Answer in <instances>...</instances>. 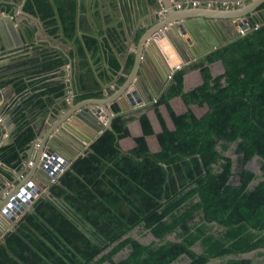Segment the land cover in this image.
I'll use <instances>...</instances> for the list:
<instances>
[{
    "label": "trees",
    "instance_id": "16d2710c",
    "mask_svg": "<svg viewBox=\"0 0 264 264\" xmlns=\"http://www.w3.org/2000/svg\"><path fill=\"white\" fill-rule=\"evenodd\" d=\"M23 10L39 16L49 33L61 30L71 39L77 33L78 0H25ZM258 10L245 34L205 55V63H224L222 74L214 76L202 64L204 82L184 92L185 68L173 73L157 103L181 95L189 109L171 111L174 129L161 119L159 151L148 145L146 136L154 131L145 114L144 135L124 151L119 141L130 134L129 118L112 105V129L104 130L49 184L51 197L40 194L32 210L24 211L0 238V264H209L216 259L254 264L256 256L264 264V2ZM80 39L94 57L98 40L89 33ZM86 54L79 50L83 88L94 86ZM41 55L19 64L30 63L27 73H38L40 64L42 71L62 64L56 54ZM108 62L114 71L121 68L114 56ZM132 65L129 58L125 73ZM20 81H15L19 91L32 89L30 82ZM40 87L33 97L48 100L38 99L39 107L64 94L63 85L54 81ZM97 90L83 96L99 98ZM193 104L209 109L199 117ZM16 110L22 125L13 142L0 144V160L18 170L21 153L36 133L24 121L26 111ZM256 157L259 173L249 167ZM136 230L155 239L143 242L133 235ZM249 253L255 256H244Z\"/></svg>",
    "mask_w": 264,
    "mask_h": 264
},
{
    "label": "crops",
    "instance_id": "0c3cea01",
    "mask_svg": "<svg viewBox=\"0 0 264 264\" xmlns=\"http://www.w3.org/2000/svg\"><path fill=\"white\" fill-rule=\"evenodd\" d=\"M8 1L10 2L8 5L13 7L12 10L9 12L6 9L8 5L3 3V0H0V14H2L3 11L12 13L15 15V19L18 23L27 20L31 25L35 26L36 35L34 42L24 43L18 48L11 47L9 42L10 39L4 38V44L7 45V47L6 49H1L0 47V68L3 67L8 69L7 72L0 75V106L3 104L5 105L4 113L7 115L13 112L17 113L15 122L9 123V125L7 123L9 129L12 130L11 133L14 138L16 131L19 130L22 125L19 115L20 112L16 110L17 107H21L22 110L26 111L24 121H28L29 125L34 128V124L42 125L46 117L47 121L52 119L51 116L55 111H57V113L60 112L61 108L59 105L61 103L65 104L71 102L73 97L76 103L80 102L86 99L83 95L92 89V92H97V89H99V92L102 93L99 98H107L111 95H115L125 83L128 76L133 72V74H136V78L143 83V88L138 89L140 96L143 98L141 103L126 110L124 106H122V103L126 102V99L125 97H121L118 99L115 98V100L108 105L110 116H114L112 105H118L120 112L125 117L129 118L128 127L130 134L120 139V146L124 151L130 150L136 146V138L144 135L141 116L145 114L149 118L154 131L153 134L146 136L150 150L152 152L160 150V143L157 134L163 129L161 119L170 129H174L175 123L171 116V111L181 114L188 111L189 107L181 95L172 97L168 103H157L159 96L170 85L171 78H167L165 75L169 68L165 62L166 60L160 52L150 46L149 43H145L146 48L142 57L139 58L141 63L137 72L134 73L133 69L137 59L138 48H140V39L148 29V22H146L143 17L146 13L156 11L159 6L157 2L162 4V2L166 0H78L77 33L72 39L64 36L61 30L57 31L56 34L49 33L43 21L44 29L41 28L39 22V19L41 18L39 16L37 19L21 13L18 9L17 3L21 4L25 2V0ZM250 1L252 0H243L242 4L235 5L227 10L246 8ZM171 2L173 3V7L168 8L171 15L182 12L187 15L186 17H191L192 15H197L196 13L199 11H202L206 16H210L211 14L209 12L225 10L218 5L208 7L201 5V3L200 5L193 6L190 0H167V3L171 4ZM178 2L183 4L181 8L177 7ZM161 11L163 12L161 13ZM157 14L161 15V17H165L167 15L165 6L163 9L157 11L155 15ZM214 22H220V20L214 19ZM238 29L239 27L235 26L225 32L223 37L225 43L239 34ZM86 33H89L93 38L98 40L99 49L94 54V57L92 56V49H86L85 42L80 39ZM76 38H79V41H76ZM81 48L85 49V53H87V56L84 57L90 59V66L93 72L92 79L94 83V86L92 87L88 84H86L84 88L82 86L81 78L84 79L83 77L85 74L81 73L84 71L81 66L83 56L79 55V50ZM43 53L56 54V57L61 59L62 64L53 71H42L43 66L40 64V66L36 68L40 69L38 73H34L35 71H33V73H27L30 70L27 69L30 68V63L26 65L19 64L25 59L42 57L41 54ZM205 55L192 59L182 65V67L185 68L184 92H188L204 82L201 70L202 64L208 66L214 76L222 74L225 71L224 63L221 60H217L210 64L205 63ZM109 56H114L121 64V68L118 71H114L110 66L108 62ZM8 58L11 59L10 63L2 65V61ZM76 58L80 59L77 64L73 63V59ZM129 58L133 59V65L129 73H125L124 67ZM95 59H98L96 63ZM77 65L78 73L76 76V74L73 75L72 72L73 67ZM122 76H125L126 78L124 82L120 83L119 78ZM72 78H74L73 88L69 89L68 96H60L63 97V99L57 97L45 107H39L36 105L38 99H41L42 102L48 100V96L33 97L35 93L42 89L40 86L44 82L54 81L62 84L65 89V86L69 87L68 84ZM136 78L133 79L134 82ZM19 79H21V81L23 79L26 83L30 82L32 89L26 87L23 91H19L15 84V81H19ZM131 88H136V83L135 86L132 85L130 89ZM190 108L200 117L208 111L209 106L205 104L200 107L197 104H193ZM106 117L108 118V115ZM3 118L5 122L8 121L7 117ZM0 127V144H4L3 140L8 137L7 128L3 123ZM84 129L90 133L88 128L85 127ZM45 131L46 129L44 128L43 132ZM53 136H55V134ZM41 141H44L43 133L38 138V142L41 143ZM11 142H13V140ZM62 145L65 144L62 143ZM89 146L90 145H85L82 149L79 145H76V148L66 145L69 152L66 153V150H62L59 151V153L71 163L80 155H84ZM24 152L25 151L21 153L22 160H25L26 158V156L23 157ZM38 152L39 147L36 143L31 159L36 158ZM19 170H14L11 165L0 160V189H2V187H10L9 189L15 190L18 184L29 181L33 176L44 183L47 182V177L44 173H39L38 171L35 172L31 170L30 166L23 165ZM19 173L22 174L23 178L18 176ZM6 178H10L9 181L11 184L7 183L8 180ZM7 224L9 229H11L15 222H9L7 220L0 222V238L4 234L1 230H4Z\"/></svg>",
    "mask_w": 264,
    "mask_h": 264
},
{
    "label": "water",
    "instance_id": "95a60500",
    "mask_svg": "<svg viewBox=\"0 0 264 264\" xmlns=\"http://www.w3.org/2000/svg\"><path fill=\"white\" fill-rule=\"evenodd\" d=\"M263 2L264 0H252L250 3H248L249 5L246 8L209 12L211 14L210 16H206L202 11H197V15H192L191 17H186L187 15L182 12L171 15V12L168 10V8L173 7L172 2L171 4L167 3V0L162 2V4L157 2L159 6L156 11L152 13H146L143 17L146 22H148V29L144 32L140 39L141 43L140 48H138L139 50L137 51V59L133 69L134 73L137 72V69L140 66L141 61L139 58L142 57L146 48L145 43H149L150 46H152L154 49H157V51L160 52V54L166 60L165 62L169 68L167 74L165 75L168 78L171 69L174 68L175 63H180L183 65L192 59L205 55L213 51L215 48L224 45L225 40L223 37L225 32L229 29H232L235 26L246 29L248 27L250 17L259 13L258 6ZM3 3L8 5L10 2L8 0H3ZM201 5L206 6L205 4ZM17 6L21 13L38 19L37 15L23 10L24 2L21 4L17 3ZM164 6L168 16L166 15L165 17H161L159 14L155 15L156 12L163 9ZM214 19L220 20V22H214ZM39 22L41 28L44 29L41 19H39ZM35 37V26L31 25L27 20L18 23L14 14L4 11L2 14H0L1 49H6L7 47V45L2 42L4 38L10 39L9 42L11 47L18 48L24 43L34 42ZM171 53H174V56H171ZM10 61L11 59L8 58L3 60L1 64L5 65L10 63ZM79 61L80 59L78 58L73 59V63L77 64ZM7 71V68H0V75ZM77 73L78 65L73 67L72 74H76L77 76ZM134 78H136V74H133L132 72L120 90H118L115 95H111L107 98H86L76 103L73 97L71 102H67L65 104L61 103L59 105L61 111L58 113L55 111L51 116L52 119L49 120L50 122L47 121L46 117L42 125L34 124L36 137L31 142L29 149L25 150L23 153V157L26 156L25 159L27 160L32 158L35 144L38 142V138L42 135V133L44 135V141H41V143L39 142V152L36 158L33 159L34 165L31 167V170L43 173L40 169L43 165V161L40 160L43 151L54 153L66 150L67 153L69 152V149L66 147V145L72 146V148H76V145H79L83 149L85 145H90L95 139H97L104 130L112 129V116H110L108 105L113 102L115 98L118 99L125 97L126 102H123L122 106H124L126 110L135 107L137 104L141 103L143 99L138 92V89L143 88V83L139 81L138 78H136L134 82ZM73 82L74 78H72L68 84L69 87L65 86L63 97L69 95V89L73 88ZM135 83L136 88L130 89L132 85L135 86ZM63 97H60L59 99H63ZM4 108V104L0 106V116L7 117L9 121H3L8 133V137L3 140V143L8 144L14 140V137L11 133L12 130L9 129L8 125L9 123L15 122L17 113L13 112L7 115L4 113ZM107 115L108 123L106 126H103V121ZM85 127L90 130V133L84 129ZM44 128L46 129L45 132H43ZM54 134L55 136H53ZM62 143L65 145H62ZM30 179L35 181L38 187L34 190L31 189L29 185L26 186V189L31 193L30 199L27 201H20V208L15 212H12V217L10 218L11 220L7 221H16L24 211L28 209L32 210V203L36 199L37 195L45 193L50 196L47 192V182L44 183L40 179H37L36 177L34 178V176ZM7 180V183L11 184L9 178ZM25 184L26 182L18 184L15 190L9 189L10 187H2V189H0V222L6 221L2 216V211L4 209L9 210L8 207L4 208L9 198L20 186ZM8 230L9 226L7 224L6 228L1 231L5 234Z\"/></svg>",
    "mask_w": 264,
    "mask_h": 264
},
{
    "label": "built area",
    "instance_id": "2783aa9c",
    "mask_svg": "<svg viewBox=\"0 0 264 264\" xmlns=\"http://www.w3.org/2000/svg\"><path fill=\"white\" fill-rule=\"evenodd\" d=\"M190 2L193 4V6H197V5H200L202 3L208 7L213 6V5L214 6L218 5V6H221V8L227 10V9L234 7L235 5L242 4L243 0H190ZM182 5L183 4L181 2L177 3L178 8H181ZM162 12L163 11H161V13ZM257 27H258V24L255 25V28H257ZM249 28H250V24H248V27L246 29L239 27L238 32H239V34H245ZM171 56H174V53L173 54L171 53ZM181 67H182V65L180 63H175L174 68L171 69V72H170L168 78H172L173 73L176 70L180 69ZM3 121H4V118L2 116H0V125L3 123ZM107 123H108V118L105 117V119L103 121V126H106ZM38 145H39V142H37V146ZM40 160L43 161V165L41 166L40 169L42 170V172L47 177L48 186L50 183L54 182L61 175V173L63 171H65V169L70 164L69 160L66 159L65 157H63L62 154H60L59 152L50 153L47 151H43L41 154ZM23 165L32 167L34 165V160L33 159L22 160L21 168ZM14 170H16V169H14ZM18 170H16V171H18ZM18 176L21 178L22 174L19 173ZM27 185H29L30 188L34 189V190L38 187L37 183L35 181H32L31 179L29 181H27L25 185L20 186L16 190V192L9 198L8 202L6 203V205L4 207V208L8 207L9 210L4 209L2 211V216L5 220H11L10 218L12 217V212H15L16 210H18L20 208V201H27L30 199L31 193L29 190L26 189ZM47 192H48V188H47ZM38 196L39 195H37V197ZM16 221H12V222H16Z\"/></svg>",
    "mask_w": 264,
    "mask_h": 264
},
{
    "label": "rangeland",
    "instance_id": "374dc122",
    "mask_svg": "<svg viewBox=\"0 0 264 264\" xmlns=\"http://www.w3.org/2000/svg\"><path fill=\"white\" fill-rule=\"evenodd\" d=\"M230 156H232L233 158H235V154H233L232 152L230 153ZM249 167L256 171L257 173L260 172V162L258 160V157L254 158V160L251 161ZM133 235L137 236L141 241L143 242H150L152 240H154L155 238L153 237V235L151 233H147L145 235H138L137 233V230L133 232ZM169 238H172V237H169ZM255 253H249V254H245L244 256L245 257H252V256H255L254 255ZM255 262L254 264H263V258L262 257H255ZM185 262V260H182V262H180L179 264H183ZM221 260L219 259H216V260H213L211 261L209 264H221Z\"/></svg>",
    "mask_w": 264,
    "mask_h": 264
},
{
    "label": "flooded vegetation",
    "instance_id": "af4514ba",
    "mask_svg": "<svg viewBox=\"0 0 264 264\" xmlns=\"http://www.w3.org/2000/svg\"><path fill=\"white\" fill-rule=\"evenodd\" d=\"M2 42L4 43V39L2 40Z\"/></svg>",
    "mask_w": 264,
    "mask_h": 264
}]
</instances>
